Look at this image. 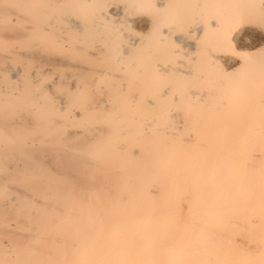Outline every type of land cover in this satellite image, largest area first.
<instances>
[{"label": "bare ground", "instance_id": "bare-ground-1", "mask_svg": "<svg viewBox=\"0 0 264 264\" xmlns=\"http://www.w3.org/2000/svg\"><path fill=\"white\" fill-rule=\"evenodd\" d=\"M129 11L138 12L129 22L131 38L117 25ZM12 13L30 27L16 25L24 21ZM262 32L264 0H0V63L17 59L21 67L28 56L22 49L38 46L83 64L76 65L72 87L59 76L39 93L28 81L12 84L25 94L21 104L34 115L30 122L24 115L30 125L8 119L11 101L0 99V180L8 160L22 153L15 181L42 198L16 194L6 198L14 201L7 212L8 191L0 185V218L12 214L28 230L7 234L1 227L7 239L0 237V252L4 242L23 255L85 250L89 242L79 231L98 235L106 220L188 218L222 223L213 225L219 234L204 252H217L215 264H264V55L253 59L256 52L236 44L251 36L264 49ZM231 49L251 56L241 60ZM187 62L188 69L179 67ZM16 96L13 104H19ZM29 139L52 146L43 156L62 170L41 158L55 173L79 177L78 189L24 149Z\"/></svg>", "mask_w": 264, "mask_h": 264}, {"label": "rangeland", "instance_id": "rangeland-1", "mask_svg": "<svg viewBox=\"0 0 264 264\" xmlns=\"http://www.w3.org/2000/svg\"><path fill=\"white\" fill-rule=\"evenodd\" d=\"M10 10L14 11V8L11 7ZM135 12L129 11V12H127L128 14L126 13V15H128V16L124 15L122 17H117L120 20L119 22L117 21V25H118L119 30L126 35H130V36H128L129 38L132 37V34L134 32V31H132L134 29V28H132L133 24L130 27L129 22L133 23V21H134L133 19L138 15V12H136V13ZM9 15H10V18H16V17H18V18L20 17V19L23 18L22 20L24 21V23L23 24H16V25L23 26L25 28L30 27V22L25 21L24 19H27V18H24V16H20V15L17 16L15 13H12ZM69 16H70V19L76 18V15L72 16V14H71ZM127 18H131V19H127ZM126 19H127V21H126ZM121 21L123 24L121 23ZM125 24L128 26H126ZM135 26L137 27V25H135ZM246 32L247 31H242L241 33L242 34H248V32L247 33ZM262 33H263L262 35H264V32H262ZM248 38H249L247 40L248 42H245V43H242L240 41H236L237 46H239L242 49H247V52H256L254 55L255 57H251L253 59L254 58H256V59L263 58L264 52L261 51V49L263 48V45H260V42L254 40L255 38L253 39V37H251V36ZM22 50L28 56L25 58V60H27V63L26 64L22 63L21 67H20V63L18 62L17 59L5 60L8 63V65H7V63H5L6 65L4 64L5 61L0 63V65L3 68V70L0 71V76H1L0 77V99H3V100L8 99L9 101H11V103H9L5 106V110H6V114L8 115V119H11V117L12 118L16 117L18 120L20 119L19 121H21L22 123H25V125L26 124L30 125L29 122H30V120L33 119L34 115L32 112L29 113V111L27 113V111L23 110V108H22L23 106L21 104V101H22V98L24 97L25 94L20 92L19 90L17 91L12 86V84L15 85V84L21 83L22 86H25V84H28V83H26L28 81V82H30V84H32L34 86L35 89L40 88L38 90V93H39V91L42 92V89H44L46 87L47 83H50L56 76H59L60 79H62L64 82H66L65 83L66 87H72V86H74V84H77L75 77H77L79 72L77 71L76 65L78 66V64L79 65L80 64L83 65V64L80 63L79 61H76L75 59H73L70 56H56V55H53L52 53H49L48 51H44L42 49L40 50V47H38V46L26 47V48H23ZM43 57H44V59H43ZM48 58L51 59V61ZM183 58H186V57H183ZM45 59L46 60L48 59V61H46ZM72 59H73V61H72ZM11 61H12V63H11ZM225 61H226V62H224L225 67L226 66L230 67V64L226 65V64H228V61L227 60H225ZM74 62H76V63H74ZM18 64H19L20 68L18 67ZM54 64H56V66ZM187 64H189V66ZM187 64H185L187 66H184V63L183 64L179 63V67L184 68V69H188L191 66V64L188 62H187ZM12 66H13V68H12ZM36 66H40V67L37 68ZM51 67H52V69H51ZM120 67L122 68L123 64H121ZM55 68H57V69H55ZM30 70H31V72L33 70V73H31ZM229 70H230V68H229ZM42 71H43V74H42ZM52 71H54L56 73H54ZM48 72L49 73L51 72V74H49ZM16 74H17V76H15ZM33 74H35V76ZM52 74H53V76H51ZM233 74H235V72ZM29 75H32L34 77H29ZM24 76H26V77H24ZM51 78H53V79H51ZM36 79H39L38 80L39 82ZM35 80H36V82H35ZM47 80H49L50 82ZM17 81H20V82H17ZM41 81H43L44 87H43V83ZM10 85L12 87H9ZM12 88H14V89H12ZM55 92H56V94H55L56 96L63 94V93H60V90H58V93H57V90ZM18 93H19V95H18ZM12 94L14 96L18 95V96H16V98L18 97L17 99L19 100V104H16V103L13 104L12 103L14 100V98H12L13 97ZM50 96H51V98H55L54 95L50 94ZM36 97L38 98V103H40V104L43 103L42 102V101H44L43 97H40L39 94ZM14 101L16 102V100H14ZM69 109L74 110V106H71ZM21 113H24V114H21ZM24 115L27 116L28 118L32 117L31 119H28L29 122L25 121V119L27 117H25ZM28 115H31V116L29 117ZM19 117H21V118H19ZM29 140L27 141V145L24 149L25 150L27 149L28 151H29V149H31L30 151H31L32 157L34 158L33 155H34V153H36L37 157L39 158L36 160H38V161L43 160V162H44V159L47 158L46 152H50V151L44 150V152L46 153L45 154L46 156H43L44 153L42 152V150L46 146H43L42 145L43 143L37 142V140H33V139H32V141L31 140L29 141ZM31 142H33V144ZM2 144L4 147L11 145L9 142L8 143L3 142ZM40 144L43 147H38V146H40ZM28 145L31 147H29ZM48 146L49 145H47L46 148H48ZM35 147H36V150H34V152H33L32 149H35ZM51 147L52 146H49V149ZM50 153L53 154V152H50ZM50 153L48 155H50ZM21 155H23V154L20 153L17 156L18 159L15 158V160L17 159L16 163H15L14 158L13 159L10 158L7 162V165H8L7 174H9V176L7 174H5V178H3V179H7L8 182H6L7 180H5L3 182L1 181L3 179L0 180L2 182V183L0 182V185L2 187H5V189L8 191V193L4 197L5 206L8 207L7 209H9V211H7V212H10V210L12 209L13 202H14L10 199H9V201H7V199L10 198L11 196H15L16 194L21 193L27 197H30V198L32 197L36 200L42 199L41 196H39L37 194H36L37 197H35L30 190L22 187L20 182H18L17 180L15 181L14 175L17 174L16 167L19 164H21V158H22V157L20 158ZM41 156H43L44 159H43V157L41 158ZM49 157H48V159H45V160H47V162H49V160H50ZM51 158H52V155H51ZM52 159H54V158H52ZM52 159L50 161L53 162ZM18 160H20V161L18 162ZM11 161L12 162L14 161V162L11 163ZM262 161H263V159H259L260 163H262ZM9 162H10V164H8ZM43 162L41 161L42 164H43ZM47 162L46 163L44 162L45 164L43 166L45 168H47V170L49 172H51L55 175L64 177L66 179H69V181H71L73 184L75 181L79 180L78 179L79 177L76 178L74 176L76 174L75 171H72L71 169H67L70 172V174H72L71 176L72 177L74 176L78 180H74V177L72 179L70 177L69 173L68 174H69L70 178H67L68 175H66L67 172L65 173V171L62 173V175H59V173L58 174L55 173L56 172L55 170L52 171L50 169V165L47 166L49 164V163L47 164ZM2 163H3V161H2V159H0V170L2 167L1 166ZM54 163H55V166H54ZM51 165H52L51 168L56 169V170L58 169V167H57L58 165H57L55 160ZM5 167H6V165H5ZM59 170H62L60 168V165H59V169L57 171L60 172ZM12 171H14V173ZM11 172H12V175L10 174ZM0 174H3V173H0ZM76 176H78V175H76ZM6 177H8V178H6ZM17 182H18V184H17ZM13 183H15L14 186L11 185ZM76 184H74L75 188L78 189ZM39 197H40V199H38ZM181 206L183 207V209H185V207H186L185 202H183L181 204ZM10 215H11V217L13 216L12 214H10ZM7 216H9V215L5 214L3 216L4 219L0 218V228L2 227L3 230H5V233L11 234V233H9L10 230H11L10 232H12V233H27L28 232V230L25 227L22 228L21 226L16 225L15 224L16 221H15V219H13V217L11 219V217L9 216L10 219H8ZM52 220H53V222L55 221L54 218H52ZM13 221H14V223H13ZM84 223L85 222H75L74 224L75 225H83ZM150 224L155 225V227H153V228L148 227V225H150ZM164 224H167L168 226L165 228H162V225H164ZM221 224L222 223L219 221L215 222V221H206V220H197V219L193 220V219H188V218H181V219H179V221H169V222L157 220V221L151 222V223L148 221H145V220H140L138 222L120 221V220H116V219H112L110 221L106 220V221L102 222V225H103L102 230H101L100 234H98V235H96L95 233H92L94 230L93 231L92 230L91 231L90 230H88V231L83 230L82 233H81V231H79L78 237L81 238L82 242H89L87 245L88 247L85 250H80L78 248H69L67 250L53 249L50 252L51 255L49 253H43V252L40 253L38 251H37V253L35 251H32V253H31V251H30V253L23 255V254H15L13 252V250H11V248L8 246V244L6 242H4L5 247H4L3 251L0 252V264L2 262H3V264H10V263L11 264H22L23 263L22 261H24L23 260L24 258H28V260L30 259L29 262H27L26 264H30L31 262H32V264H215L214 261L218 257L217 252H214L213 254H210L207 257L205 256L204 252H206L205 249L208 248L211 244L209 242L210 238L212 236H217L219 234V229L216 228V226H219ZM178 225H179V227H177ZM213 225H216V226L214 227ZM12 228H14V230L16 232ZM15 228H17V230ZM103 228L105 230H103ZM1 231H2V229H0V234H2ZM101 233H102V235H101ZM0 237H1V235H0ZM4 237L5 236H3L1 238H2V240L6 241L7 237H6V239H4ZM69 239H70V242H76L77 243V241H78V240H73L71 235H69L68 240ZM180 247H189L190 250L185 251V252H181L179 250V253H178V251L171 250V249L180 248ZM215 247H216L215 250L216 249L218 250V248H217L218 246H215ZM261 255H262V257H264V251H262ZM44 258H48V259H50V261L47 262ZM205 259H207V260H205ZM166 260H170V261L165 262Z\"/></svg>", "mask_w": 264, "mask_h": 264}, {"label": "snow or ice", "instance_id": "snow-or-ice-1", "mask_svg": "<svg viewBox=\"0 0 264 264\" xmlns=\"http://www.w3.org/2000/svg\"><path fill=\"white\" fill-rule=\"evenodd\" d=\"M264 52V49L261 50ZM231 52L234 56L239 57L241 60H247L250 58L251 54L250 53H245V52H237L235 49H231Z\"/></svg>", "mask_w": 264, "mask_h": 264}]
</instances>
